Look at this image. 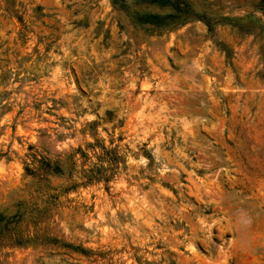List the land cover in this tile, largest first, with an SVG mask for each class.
<instances>
[{"label":"rangeland","instance_id":"1","mask_svg":"<svg viewBox=\"0 0 264 264\" xmlns=\"http://www.w3.org/2000/svg\"><path fill=\"white\" fill-rule=\"evenodd\" d=\"M263 4L0 0V264H264ZM94 138L109 181L45 179Z\"/></svg>","mask_w":264,"mask_h":264},{"label":"trees","instance_id":"2","mask_svg":"<svg viewBox=\"0 0 264 264\" xmlns=\"http://www.w3.org/2000/svg\"><path fill=\"white\" fill-rule=\"evenodd\" d=\"M129 0H112L114 4H117L120 8L133 13L135 20L142 24H148L154 28H162L170 26L171 21H165V19H174L176 17L173 12L179 11L178 3L179 0H135V3H156L160 6H169L172 13L160 15L152 13L150 11H141L140 9L131 8L128 3ZM263 4V0H260ZM264 11V4L262 7ZM96 125V121L88 124V127ZM105 145L99 138H94L93 143H86V148L81 146L77 147L73 152L69 153V163H61L59 160L44 159L40 161L39 167L43 172V176L48 177L59 176L65 178L64 190L74 189L81 185H86L95 181H109L115 174V164L117 159L116 148L117 146ZM10 218H6L0 214V240L3 231L8 227ZM37 231L21 233L16 231V234L11 235L10 244L21 245L27 242H31L37 236ZM38 237V236H37ZM45 240L58 241L57 238L50 237L46 234H42ZM64 246L67 244L64 243ZM82 250V249H81Z\"/></svg>","mask_w":264,"mask_h":264}]
</instances>
